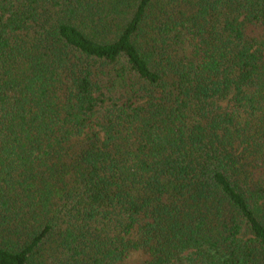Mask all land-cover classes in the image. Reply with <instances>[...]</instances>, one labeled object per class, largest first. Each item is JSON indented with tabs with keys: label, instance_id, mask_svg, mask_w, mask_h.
I'll return each mask as SVG.
<instances>
[{
	"label": "trees",
	"instance_id": "trees-1",
	"mask_svg": "<svg viewBox=\"0 0 264 264\" xmlns=\"http://www.w3.org/2000/svg\"><path fill=\"white\" fill-rule=\"evenodd\" d=\"M0 264H264V0H0Z\"/></svg>",
	"mask_w": 264,
	"mask_h": 264
}]
</instances>
